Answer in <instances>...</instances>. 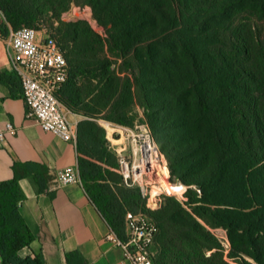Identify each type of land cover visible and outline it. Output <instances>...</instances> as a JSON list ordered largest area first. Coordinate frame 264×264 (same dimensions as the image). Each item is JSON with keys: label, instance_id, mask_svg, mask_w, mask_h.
Instances as JSON below:
<instances>
[{"label": "trees", "instance_id": "obj_1", "mask_svg": "<svg viewBox=\"0 0 264 264\" xmlns=\"http://www.w3.org/2000/svg\"><path fill=\"white\" fill-rule=\"evenodd\" d=\"M75 4L92 6L100 24L113 26L109 45L124 59L121 68L102 55V39L87 22L47 26L48 10L60 17ZM0 11L3 37L9 27H31L57 40L69 69L57 97L83 118L82 184L122 242L128 215H143L159 229L154 264H264V0H0ZM0 85L14 98L23 95L14 71L0 70ZM136 99L171 116L174 142L164 153L171 173L197 188L187 201L167 196L150 210L139 189L126 185L98 121L136 126ZM34 172L45 170L18 164L15 179L0 186V254L7 264H44L19 255L34 241L20 213L19 181ZM217 229L227 232L229 250L212 233ZM79 257L67 256L70 264Z\"/></svg>", "mask_w": 264, "mask_h": 264}, {"label": "crops", "instance_id": "obj_2", "mask_svg": "<svg viewBox=\"0 0 264 264\" xmlns=\"http://www.w3.org/2000/svg\"><path fill=\"white\" fill-rule=\"evenodd\" d=\"M6 23L0 11V25ZM6 38H0V70L12 72ZM68 110V109H67ZM68 114L78 134L82 116ZM11 123L15 135L7 134L0 142V186L15 179L16 165H35L45 173L34 172L19 181L23 200L19 209L34 235L30 246L22 249V258L40 257L44 264H70L68 254L79 253L71 264H131L125 250L107 239L112 229L88 196L83 184L58 187L56 172L79 166L77 136L64 141L54 133H45L27 118L23 95L12 96L0 85V128ZM0 264H7L0 254Z\"/></svg>", "mask_w": 264, "mask_h": 264}, {"label": "built area", "instance_id": "obj_3", "mask_svg": "<svg viewBox=\"0 0 264 264\" xmlns=\"http://www.w3.org/2000/svg\"><path fill=\"white\" fill-rule=\"evenodd\" d=\"M0 38H3L0 33ZM7 55L12 71L20 78L27 118L45 133H54L64 141H75L77 132L71 125L69 111L57 97L58 91L68 80L67 60L58 42L46 30L31 27L12 29L6 38ZM116 68V65L113 66ZM110 148L119 157L120 171L126 185L139 189L149 206L159 208L165 197L175 196L187 201L189 187L171 178L170 163L159 147L148 122L134 127L107 123ZM11 123L0 128V142L7 134L15 135ZM58 187L82 184L79 167H67L56 172ZM128 240L122 242L111 229L107 239L125 250L131 264H154L151 249L158 226L143 215L129 214Z\"/></svg>", "mask_w": 264, "mask_h": 264}, {"label": "rangeland", "instance_id": "obj_4", "mask_svg": "<svg viewBox=\"0 0 264 264\" xmlns=\"http://www.w3.org/2000/svg\"><path fill=\"white\" fill-rule=\"evenodd\" d=\"M49 7H50V5L47 1L43 2L41 4V8L46 10V11H47V9H49ZM44 21L47 24V26L53 25L54 27H59L60 23H67V22H73V21H85V22H87L90 26V29L92 31H94L102 39V42H103L102 43L103 44L102 55L110 58L111 60H114L116 63H118L120 68L123 66L124 59L113 54L111 49H110L109 40L113 36V26L111 24H108V23L100 24L95 19V14H94V10H93L92 6L75 4L68 10V12L60 15V17L56 16V14H54L52 11L48 10L46 19ZM103 23H105V22H103ZM261 27H262V25H261ZM122 76L124 77L125 74H122ZM150 87H153V85L150 84ZM154 96L155 97L157 96L156 91H151V94H150L151 101H154L153 100ZM135 103L136 104L133 107L134 110L131 113L132 117L134 115H136V119H135L134 124L137 125V124L143 123L144 121H147L149 123L152 131L154 132V134L156 136L157 143H158L159 147L161 148L162 152H164V150H167L170 147H172L171 143H173L174 140H173V137L170 136V133H171V131H173V129L168 128L170 126L169 125L170 122L172 121L171 116H169L167 112L159 110V106L157 103H155L157 105H154L153 108H149V109H145V107L142 106L140 102H138V99H136ZM98 122H99L100 126L102 128H104V130L106 132V137L108 139L109 129H108L107 123H109V122H106L103 120H99ZM110 124H112V123H110ZM112 151L116 155H118L115 150H112ZM177 169L179 172L181 171V168L177 167ZM178 171H177V173H178ZM189 177L190 176H188V175L185 176V178H187V179ZM171 178L173 181L183 183L184 185H186L184 182H182V177H180V176L177 177L171 173ZM196 189H197L196 187L192 186L188 189L187 192L189 193V191H195ZM172 197H175V196H172ZM147 207L150 210H158L160 208V207L154 208L152 205L149 206L148 203H147ZM148 219H150V218H148ZM212 233L214 235H216L220 239V241L223 242L224 247H226V249L229 250L230 242H229L228 237H227V232L222 230V229H217V230H212ZM226 253H228V252H226ZM226 259L229 260L228 257Z\"/></svg>", "mask_w": 264, "mask_h": 264}, {"label": "bare ground", "instance_id": "obj_5", "mask_svg": "<svg viewBox=\"0 0 264 264\" xmlns=\"http://www.w3.org/2000/svg\"><path fill=\"white\" fill-rule=\"evenodd\" d=\"M111 132H112V128L109 127V134H111Z\"/></svg>", "mask_w": 264, "mask_h": 264}]
</instances>
